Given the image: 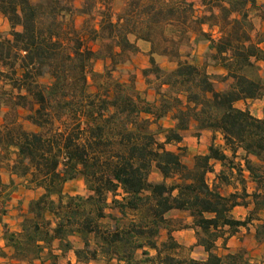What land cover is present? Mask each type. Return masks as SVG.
<instances>
[{"label":"trees","instance_id":"trees-1","mask_svg":"<svg viewBox=\"0 0 264 264\" xmlns=\"http://www.w3.org/2000/svg\"><path fill=\"white\" fill-rule=\"evenodd\" d=\"M0 14L11 27L0 31V264H59L68 253V264H264V251L255 262L228 247L245 229L264 249V117L247 107L264 99L258 0H0ZM139 42L150 46L141 73L155 101L135 75L114 76ZM201 43L203 65L191 60ZM191 128L212 143L188 164L185 148L167 146ZM77 178L88 195L65 192ZM18 186L34 196L13 229L5 218ZM190 229L202 259L183 255L176 233Z\"/></svg>","mask_w":264,"mask_h":264},{"label":"rangeland","instance_id":"rangeland-1","mask_svg":"<svg viewBox=\"0 0 264 264\" xmlns=\"http://www.w3.org/2000/svg\"><path fill=\"white\" fill-rule=\"evenodd\" d=\"M260 4L264 6V0H258ZM79 4V1H77V5ZM122 3L120 1L115 3V9L118 11L121 9ZM83 17H77L76 23L78 26H82L83 23ZM254 23L258 30H264V19H260L259 17H254ZM10 24L8 21L0 14V31L3 32L5 35L10 34ZM141 52L140 54L133 56L132 60L130 62H127L125 64H122L118 66L116 69L114 76L121 80L127 82L132 75H135V83L137 88H142V86H146V82L144 80V77L142 76L141 70L143 69L144 65H149L148 59H147V52L146 48L144 46H141ZM208 51V45L207 43H201L197 46L196 50L193 52V57L191 58L192 61L196 62L199 65H203L206 63V52ZM159 63L166 69L172 68L174 65L170 64L166 59L158 58ZM262 73L264 75V63H262ZM104 69V64L101 61L96 62L95 64V70L98 72H102ZM208 71L213 74H218V68L212 66L209 63ZM143 80V82H142ZM221 87V85H220ZM91 91H95L94 85H91L90 87ZM142 96L144 98H150V94L147 91H141ZM154 92V91H153ZM155 98H157L155 92L153 95ZM152 98V96H151ZM240 107H245L246 105L244 103L239 104ZM247 107L250 109V111L258 116V117H264V99L262 100H255V101H249L247 103ZM22 114H25L24 111ZM162 124L164 126H168L170 123L167 120H163ZM26 128H32L31 125L28 123L25 124ZM156 128V127H154ZM184 141L181 147L173 145L169 146V149L174 151H179L180 148H185L183 152V160L191 164L193 161V158L197 154L204 153L207 149V147L212 143V135L209 132L200 133L198 135V132L195 128H191L187 132L183 134ZM163 138L162 136L160 137ZM218 143L220 144L221 141L218 140ZM220 166L217 164L216 170H219ZM3 177L5 180H8L7 175L4 173ZM151 181H160L161 175L160 173L154 169L150 175ZM215 180V175L210 174L209 175V181L212 183ZM229 187H223L222 192L224 194L230 193ZM65 192L67 194L71 195H88L89 191L83 181L82 178H77L73 181L68 182L65 185ZM34 196L32 192H28L23 186H18L17 191L13 195L12 202L10 203L9 208V215L7 220H10V226L13 229L18 228V222H17V206L21 202L23 204V207L25 208L27 206L28 201ZM247 210L243 209H237L234 211V214L237 218L242 219L244 218V215L247 214ZM170 217H176L178 216L176 213H171L169 215ZM184 216V215H182ZM264 216V214H263ZM245 231H241V233L235 238L233 242H231V250H238L241 247H246L248 251L250 252V256L252 260H257L258 256L260 255L261 251L258 246H256L254 239L252 237V233H244ZM178 240L184 245L183 249V255L184 256H191L196 259H202L205 255L203 250L197 247H194L195 242V234H192L191 230H184L177 234ZM234 245H237V248L234 247ZM241 245V247H239ZM221 253L224 252V250H220ZM69 262L75 263V257L73 253H68L64 256H62L59 260V264H68ZM93 264H108L104 261L101 262H95ZM115 264V263H112Z\"/></svg>","mask_w":264,"mask_h":264},{"label":"crops","instance_id":"crops-1","mask_svg":"<svg viewBox=\"0 0 264 264\" xmlns=\"http://www.w3.org/2000/svg\"><path fill=\"white\" fill-rule=\"evenodd\" d=\"M206 29H207V27H206ZM139 46L141 47V46H144V48H146V51L145 52H148L149 51V49H150V46H149V44H147V43H145V42H139ZM140 54V53H139ZM138 54V55H139ZM147 57V59H148V56H146ZM146 67H148V65H144V67L143 68H146ZM216 68H218V74H224L225 73V70L223 69V68H221V67H216ZM142 82H143V80H142ZM138 90L141 92V91H147L149 94H150V98H147V100L148 101H155L157 98H155L153 95H154V92H153V90H151L150 88H148V86L146 85V86H142V88H138ZM141 94H142V92H141ZM151 96H152V98H151ZM164 120H167V121H169V125L168 126H166V127H169V126H172V122H171V120L169 119V118H166V119H164ZM163 121V120H162ZM162 121H161V123H162ZM185 132H187V131H185ZM184 132V133H185ZM204 132H209L211 135H212V132H210V131H203V132H201V133H204ZM183 133V134H184ZM162 140H163V138H162ZM183 144V142L181 143V144H172V145H168L167 147L169 148V146H173V145H176V146H179V147H181V145ZM211 145V144H210ZM209 145V146H210ZM208 146V147H209ZM208 147L206 148L207 150L204 152V153H207V151H208ZM204 153H202V154H204ZM219 166H220V169L219 170H217V171H220L221 169H222V166H221V164L220 163H217ZM217 164H216V166H217ZM252 187H253V184H250V190L252 189ZM229 188H231L230 189V192H232V191H234V189H233V187H229ZM237 209H243V210H247L248 211V209H246V208H243V207H237L234 211H236ZM171 213H176L178 216H182V215H184V213L183 212H171ZM170 213V214H171ZM248 214V213H247ZM247 214H245L244 215V218H242V220L243 219H245L246 218V216H247ZM7 218H8V216L5 218V220H6V222H8L9 224H10V220H7ZM191 230V229H190ZM192 231V234H194V231L193 230H191ZM241 231H245L244 233H246L247 231L245 230V229H242ZM241 231H240V233H241ZM179 232H181V231H179ZM179 232H177L176 233V236H177V234L179 233ZM240 233H238L236 236H234V237H232L231 239H230V241H229V243H228V247L231 249V246H230V244H231V242H233L234 240H235V238L240 234ZM252 237H253V235H252ZM177 238H178V236H177ZM195 242H196V240H195ZM194 242V243H195ZM255 242V241H254ZM181 243V242H180ZM255 244H256V242H255ZM256 246H258L257 244H256ZM0 247H5V241H4V239H3V227H2V225H0ZM234 247L235 248H237V245H234ZM239 247H241V245L239 246ZM259 247V246H258ZM197 248H200V249H202L201 247H197ZM260 248V251H261V253H260V255L258 256V258H257V260H255V262H260V260H261V256H262V254H263V251H264V249L262 248V247H259ZM203 250V249H202ZM203 252H204V250H203ZM205 254V253H204ZM205 257V255L203 256V258ZM0 263H2V260L0 259Z\"/></svg>","mask_w":264,"mask_h":264}]
</instances>
